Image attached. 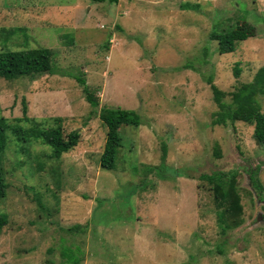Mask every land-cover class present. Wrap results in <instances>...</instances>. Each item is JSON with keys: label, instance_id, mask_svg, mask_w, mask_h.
Returning <instances> with one entry per match:
<instances>
[{"label": "rangeland", "instance_id": "rangeland-1", "mask_svg": "<svg viewBox=\"0 0 264 264\" xmlns=\"http://www.w3.org/2000/svg\"><path fill=\"white\" fill-rule=\"evenodd\" d=\"M231 29L247 37L220 54L210 34ZM37 47L52 50L54 73L0 77V264H264V191L250 180L259 167L264 188V146L253 125L212 123L218 108L206 81L231 103L264 65V0H0V52ZM102 107L140 117L118 128L112 170L100 166ZM56 116L64 135L80 133L58 158L13 131L56 126ZM233 169L242 212L222 235L212 185L199 176Z\"/></svg>", "mask_w": 264, "mask_h": 264}, {"label": "trees", "instance_id": "trees-1", "mask_svg": "<svg viewBox=\"0 0 264 264\" xmlns=\"http://www.w3.org/2000/svg\"><path fill=\"white\" fill-rule=\"evenodd\" d=\"M94 2H103L105 0H92ZM111 3H117L118 0H109ZM247 37L245 30H228L222 33H211L210 39L217 41V51L220 54L233 52L238 41L245 40ZM107 46V45H106ZM52 50L47 47H37L25 50H9L0 52V77L11 80L18 76H27L30 80L37 77L54 73L52 67ZM241 69L238 64L233 69L234 77H238ZM76 81L80 84L84 99L92 107H98L99 98L95 90H91L86 79L81 75L76 76ZM212 92V98L218 111L212 120L213 124H227L236 121H243L253 125V137L264 146V112L257 99L258 95L264 96V65L260 66L254 73L249 82L242 83L232 94L231 103H226L223 98L225 92L217 87L211 77L206 79ZM22 119L28 120L27 104L22 100ZM99 117L107 127L106 140L103 146V152L100 156V166L112 170L115 167L117 150L120 146L121 138L118 128L123 125L138 126L140 124L139 115L130 109L102 107L99 110ZM19 120V118H17ZM61 118L56 116V126L31 128L24 130L21 127L14 126L13 131L19 139L25 136H32L41 139L51 147V156L60 157L64 152L74 148L80 138L78 129H73L66 135L63 134ZM6 119L0 117V157L6 147ZM21 133V134H20ZM20 134V135H19ZM166 152L163 149L162 164L165 161ZM154 168V167H152ZM151 168V169H152ZM259 167L251 172L250 180L253 187L260 193L264 191L263 186L258 179ZM148 172V171H147ZM147 172L145 174H147ZM237 170L213 171L209 174L203 173L199 176L201 180L207 181L212 185L214 191V200L217 207L216 220L222 235H226L228 229L239 223V215L242 212L240 197L237 193L236 178ZM147 177V175H145ZM7 183L0 171V200L5 197ZM7 223V217L0 213V230ZM70 260L73 263L78 262V257L70 254Z\"/></svg>", "mask_w": 264, "mask_h": 264}, {"label": "flooded vegetation", "instance_id": "flooded-vegetation-1", "mask_svg": "<svg viewBox=\"0 0 264 264\" xmlns=\"http://www.w3.org/2000/svg\"><path fill=\"white\" fill-rule=\"evenodd\" d=\"M254 170H255V169H254ZM254 170H253V171H254Z\"/></svg>", "mask_w": 264, "mask_h": 264}]
</instances>
